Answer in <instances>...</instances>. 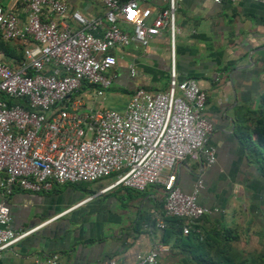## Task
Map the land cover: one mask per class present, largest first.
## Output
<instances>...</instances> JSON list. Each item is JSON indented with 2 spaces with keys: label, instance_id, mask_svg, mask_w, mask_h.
I'll return each instance as SVG.
<instances>
[{
  "label": "built area",
  "instance_id": "2783aa9c",
  "mask_svg": "<svg viewBox=\"0 0 264 264\" xmlns=\"http://www.w3.org/2000/svg\"><path fill=\"white\" fill-rule=\"evenodd\" d=\"M14 2L24 7V22L0 6V36L32 44L23 49V60L15 68L0 53V96L10 101L0 99L2 198L14 190L47 193L53 186L96 183L113 175L112 183L100 192L115 187L142 192L161 186L162 211L152 216L154 227L162 230L164 218H176L183 221L181 233L187 235L211 211L197 203L201 177L184 194L176 185V168L183 160L197 162L200 156L204 164L212 165L215 154L206 146L212 126L202 116L205 94L194 80H176L175 0H102L105 30L100 37L91 33L100 20L78 11L68 13L58 0ZM65 17L75 29L65 24ZM164 30L169 37L166 90L137 89L121 112L85 109L78 92L85 88L96 98L103 96L111 86L107 74L116 64L114 51L132 42L145 47ZM129 72L134 74L131 68ZM28 233L13 231L9 209L0 202V253ZM164 250L153 245L133 264H157ZM34 263L62 264L56 254Z\"/></svg>",
  "mask_w": 264,
  "mask_h": 264
},
{
  "label": "crops",
  "instance_id": "0c3cea01",
  "mask_svg": "<svg viewBox=\"0 0 264 264\" xmlns=\"http://www.w3.org/2000/svg\"><path fill=\"white\" fill-rule=\"evenodd\" d=\"M58 1L68 13L78 11L100 20L91 33L95 37L103 34L102 0ZM0 6L24 22L21 4L0 0ZM64 22L75 29L69 17ZM174 27L176 80H194L205 94L202 116L212 126L206 146L215 154V162L209 166L202 156L197 162L183 160L176 168V185L189 194L200 176L203 188L197 203L211 212L199 220V228L218 233L226 230L236 238L228 243L230 251L246 259L260 256L264 251V169L260 163L264 168V159L252 127L264 95V2L175 0ZM114 56L116 64L107 74L110 88L116 84L128 99L137 89L160 92L167 87V31L145 47L132 42L114 51ZM105 100L103 97L100 104ZM104 181L53 186L47 193L14 190L4 198L0 193L13 231L29 232L0 253V264H35L34 260L52 254L62 264L107 260L133 264L153 245L165 249L158 254L157 264H191L189 252L175 247L178 238L184 237L170 230L163 243L162 230L154 227L152 216L162 211L161 186L142 192L122 187L100 192L112 183L104 185Z\"/></svg>",
  "mask_w": 264,
  "mask_h": 264
},
{
  "label": "trees",
  "instance_id": "16d2710c",
  "mask_svg": "<svg viewBox=\"0 0 264 264\" xmlns=\"http://www.w3.org/2000/svg\"><path fill=\"white\" fill-rule=\"evenodd\" d=\"M31 44L32 42L30 40H26L22 44H13V42L3 40L0 36V53L3 56L4 62L15 68L23 60V49ZM84 89L85 88L82 90ZM0 99L6 100L3 96H0ZM8 103H10V101H8ZM260 103L258 113H256V116L253 119L252 133L255 136V144L261 147L264 151V95L260 97ZM260 169H264L262 163H260ZM204 217L206 216H203L202 218ZM163 221L165 223V228L162 229L163 243H167V236L172 230L175 234L179 236L182 235V220L176 218H164ZM182 236L184 238H178L175 247L178 246L189 252L191 264H264V251L261 252L260 256H251L250 259L242 258L239 254L230 251L228 243L236 238L226 230L219 233L215 231H205L199 228L196 224L191 228L187 235Z\"/></svg>",
  "mask_w": 264,
  "mask_h": 264
},
{
  "label": "rangeland",
  "instance_id": "374dc122",
  "mask_svg": "<svg viewBox=\"0 0 264 264\" xmlns=\"http://www.w3.org/2000/svg\"><path fill=\"white\" fill-rule=\"evenodd\" d=\"M118 87L119 86H117L116 84L112 85V87L109 88L108 90H106L104 92L103 96L100 97V98H96L94 93H93V91H88L87 92L85 90H82L80 92V94L78 95V100L81 101L84 104L85 109H99L101 107H104V108L112 107V108H114L113 110L117 111V110H119V109H121L123 107V102L126 99H128L127 98L128 97L127 94L120 93L118 91ZM165 90H163V91H165ZM103 97L106 98V100L102 101V104H100V101H101V99ZM108 98H109L110 101H113V103L111 105L108 104V100H107ZM260 153L262 154V159H264V152L261 149H260ZM163 172H165V171H163ZM113 180H114L113 176L109 177V178L105 179L103 184L104 185L108 184L109 182H112Z\"/></svg>",
  "mask_w": 264,
  "mask_h": 264
}]
</instances>
